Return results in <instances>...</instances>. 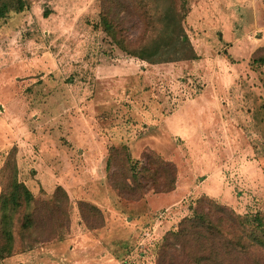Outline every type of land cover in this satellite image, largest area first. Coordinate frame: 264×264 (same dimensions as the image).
I'll return each mask as SVG.
<instances>
[{
  "label": "rangeland",
  "instance_id": "374dc122",
  "mask_svg": "<svg viewBox=\"0 0 264 264\" xmlns=\"http://www.w3.org/2000/svg\"><path fill=\"white\" fill-rule=\"evenodd\" d=\"M188 1L179 23L196 57L148 62L123 50L103 28L99 0H0V166L13 150L17 179L35 196L49 197L58 182L64 184L70 217V198L88 197L95 186V196L111 205L114 192L101 175L109 145H125L133 161L144 148L154 149L198 184L208 174L196 189L189 185L192 191L179 203H162L159 194L145 199L146 192L102 232L94 248L107 247L125 264H155L163 234L191 213L198 192L241 214L264 210V102L254 96L264 89V66L247 60L264 40V0ZM172 40L157 42L165 50L164 42ZM222 100L260 107L258 121L244 113L239 122L252 141L248 151L258 179L230 192L223 175L237 169L223 161L241 145L227 151L222 144ZM248 151L242 146V154ZM107 213L102 210L103 218ZM152 225L156 243L140 248L142 233ZM77 238V247L84 248L86 238ZM61 239L75 242L72 230ZM29 250L0 258V264H56V257L31 256Z\"/></svg>",
  "mask_w": 264,
  "mask_h": 264
},
{
  "label": "trees",
  "instance_id": "16d2710c",
  "mask_svg": "<svg viewBox=\"0 0 264 264\" xmlns=\"http://www.w3.org/2000/svg\"><path fill=\"white\" fill-rule=\"evenodd\" d=\"M188 10V0H99V22L130 55L148 62L193 59L196 54L179 23ZM160 37H173L172 43L164 42L165 50L157 42ZM163 53L174 57H162ZM248 64L264 66V43L253 49ZM104 169L119 199L138 200L148 191L175 187V163L151 148L141 150L133 161L125 145H109ZM75 203L86 228L104 225L96 205L83 199ZM68 207L69 197L61 185L42 197L19 181L11 150L0 166V258L61 239L70 227ZM190 210L175 229L163 234L155 264H264V210L241 214L205 194Z\"/></svg>",
  "mask_w": 264,
  "mask_h": 264
},
{
  "label": "crops",
  "instance_id": "0c3cea01",
  "mask_svg": "<svg viewBox=\"0 0 264 264\" xmlns=\"http://www.w3.org/2000/svg\"><path fill=\"white\" fill-rule=\"evenodd\" d=\"M258 39L260 40L261 38H258ZM263 43H264V40L259 42L255 47L262 45ZM250 53H251V51L248 53V57H249ZM255 93H256V95H254V96H256L258 101L261 100L264 102V89L262 91L255 92ZM218 107H217V109H219L218 112L220 114V124L218 122V127L220 126V129L221 128L223 129L222 130V136H224V138L227 139L226 141H223V143L221 141V143L223 144V146L227 144V146H228V147H226L227 151H228V148L232 147V145H234V144L241 145V147H239L238 152L236 151L230 155H227L228 152L226 153V158L223 161L224 165H226V163H229V165H230V163H231L232 170H235L233 168H236L238 173L237 172H231V174H229L230 176L223 175V180H224L223 186H224V188H226L225 190L227 192H230V190H234V189L238 190V186L243 187V188L251 187V185H255L254 180L258 179V176L255 174L256 159H255V156L249 155L248 147H251L252 141L250 138H248L246 136L244 137L242 135L243 132H241V129H239V128H241V125L239 122H240V119H242L241 118L242 114H244V113L249 114V116H247L248 119H255L256 121H258V119L254 118V116L256 115V113H259L256 111V109H258V108L260 109V107L254 106V108H251V107H246L244 105H239V104L230 106L229 104H226V101H224V100L220 101V105ZM226 114L228 115L227 117H226ZM226 120H227V122H225ZM256 121L254 123H256ZM226 124H227V126H226L227 128L225 127ZM218 140L219 139H217V142H218ZM242 146H244V151H248L247 154H245L244 152H243V154L241 153ZM245 155H248V158L246 160L244 159ZM170 160H172V159H170ZM245 165H246V168H245ZM242 169H243V171H242ZM223 170L225 172V168H223ZM102 172H105L104 166H103ZM101 175L105 177V173L104 174L102 173ZM187 176H188V178L184 179V177H182V175L179 174V172H178L176 182H175V187L172 190H170L169 192H150V193L147 192L145 194L144 198L145 199H150V198L152 199L153 197H156L154 195L159 194V195H162V197H160V199H161L160 202H162V203H165V204L166 203H170V204L179 203L184 198L183 193H187V192L192 191V189L188 188L189 185H190V188L192 187L193 189H196V187L199 184L204 183L208 178V174H205V176L203 175V177L200 179V182L198 184V182L196 181L195 178L192 180L188 174H187ZM232 176L234 177V179L230 180L228 177H232ZM192 182H195V183H192ZM185 183H186V185H185ZM57 185H61L67 192V189H66L64 184L58 182ZM95 189L96 188L94 186V188H92V192H89L88 197H83V198H79V199H83L85 201L93 203L101 211L104 209L108 210L110 217L107 218L106 215L104 214V225L103 226H101L99 228H95V229L86 228L84 226V224L82 223L79 215H78L75 201H71V198H70V204H72L73 209L71 208L72 212L70 215L69 232L72 230V234L75 237L74 244L73 245H67L66 243H64L65 239H60V240H56V241L51 242L49 244L51 247L48 249H46V248L44 249L43 247H45V246H41V247H39V250H37V249L36 250H34V249L29 250L28 255L32 256V255H36L39 253L41 256H44L45 254L47 257L52 256L53 259L56 257V259H57L56 264H122V263L125 264L124 259L122 261H119L120 257L116 258L115 255L111 252V250L107 249V247L106 248L104 247V249L97 251L94 248L95 247L94 243L97 241H99V243H100L101 242L100 239L102 237V232H107V231L111 230L113 225H110V224L113 221L115 223V221H117L119 219L121 212L124 209H128L129 205H132L134 202H137L139 200H132V201L123 200V199H119L115 194H113L114 197L112 196L111 205H108L106 201H103V199H101V196L100 197L95 196L94 193L97 192V190H95ZM98 191H99V189H98ZM200 193L206 194L205 192H198V194H200ZM207 195H208V192H207ZM129 203H131V204H129ZM107 205H108V207H107ZM103 213H104V211H103ZM108 219H110V220H108ZM107 227H108V230H106ZM76 228H78L81 232V234L79 236L86 238L84 248H78L77 247L78 244L76 242L78 240L77 237H79V236L75 235V233H76L75 229ZM63 244L65 245L63 250H59ZM51 264H53V263H51Z\"/></svg>",
  "mask_w": 264,
  "mask_h": 264
},
{
  "label": "built area",
  "instance_id": "2783aa9c",
  "mask_svg": "<svg viewBox=\"0 0 264 264\" xmlns=\"http://www.w3.org/2000/svg\"><path fill=\"white\" fill-rule=\"evenodd\" d=\"M155 231H156V228H155V226L152 225L149 230H146L142 233V239L139 242L140 248L142 247V245L145 248H151L154 246V244L156 243V240H157V234Z\"/></svg>",
  "mask_w": 264,
  "mask_h": 264
}]
</instances>
